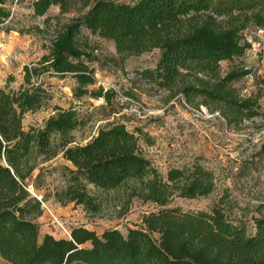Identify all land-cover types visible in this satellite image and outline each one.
<instances>
[{
  "label": "trees",
  "instance_id": "obj_1",
  "mask_svg": "<svg viewBox=\"0 0 264 264\" xmlns=\"http://www.w3.org/2000/svg\"><path fill=\"white\" fill-rule=\"evenodd\" d=\"M12 1L0 0V27L6 33L12 31L8 26ZM30 4L33 17L45 18L46 27L53 6L61 14L76 4L85 11L61 27L54 26L39 68L25 67L18 89L10 87L13 76L0 88L1 258L8 264H264V218L254 220L255 232L250 234L245 223L229 218L233 206L227 195L210 211L169 207L175 198L213 194L215 175L195 163L169 169L162 176L143 153L140 142L151 140L142 130L131 132L122 123H111L78 144L73 132L85 122L75 109L60 106L54 107L43 127H23L25 114L39 112L51 99L43 84L36 83L45 74L72 78L76 99L111 101V92L94 88L97 79L91 64L98 48L89 35L113 43L115 56L108 62L113 66L158 50L156 67L135 75L170 98L181 97L187 105L200 104L219 113L228 128L264 115L256 99L242 98L235 88L250 71L221 69L222 62L241 58L250 48L245 30H264V0H31ZM60 155L69 164V179L54 194L57 203H74L87 213H97L100 206L89 187L109 192L133 183L135 195L160 210L144 215L140 227L129 228L126 235L117 229L99 235L78 226L70 229V238L40 236L36 221L43 213L41 202L27 190L26 181L40 161Z\"/></svg>",
  "mask_w": 264,
  "mask_h": 264
},
{
  "label": "rangeland",
  "instance_id": "obj_2",
  "mask_svg": "<svg viewBox=\"0 0 264 264\" xmlns=\"http://www.w3.org/2000/svg\"><path fill=\"white\" fill-rule=\"evenodd\" d=\"M116 1L132 3L136 0ZM8 8L12 14L8 26L12 31L6 33L0 27V32L5 33L8 42H13L14 37L28 42L24 59L17 64L20 66V63H24L19 75L16 71L10 75L14 78L10 87L18 89L23 82L24 68H39L37 65L47 53L46 47L54 26L69 23L85 10L76 4L61 14L59 7L53 6L48 13L52 21L46 27L45 18L33 17L30 1L15 4L13 0ZM89 37L98 48L94 53L95 61L91 64L97 79L94 88L102 87L104 91L111 92V101L88 96L76 99L72 93L75 86L72 78L45 74L41 80L51 99L39 112L25 114L24 129L43 127L54 107L60 106L75 109L85 122L84 126L73 132L78 144H85L99 128L111 123H122L131 132L142 130L151 140L150 144L140 142L143 153L162 176L169 169L188 168L195 163L215 175L216 190L213 194L197 199L175 198L169 207L193 212L210 211L222 195H227L233 206L228 212L229 218L242 221L248 232L253 234L254 220L264 218V155L261 153L264 115L228 128L219 113H211L200 104L199 108L196 104L187 105L181 97L170 98L167 92L156 89L135 75L156 67L160 56L158 50L130 57L122 64L113 66L108 63L115 56L113 43L97 36ZM243 37L250 48L243 57L222 62L221 69L224 73L234 67L250 71L248 76L235 83V88L242 98L256 99L259 112L264 114V30L249 27L243 32ZM16 67L13 66L14 69ZM39 164L26 185L32 186L33 193L41 201L43 199L48 209L41 203L43 213L36 221L40 226V236L49 232L55 238H66L52 217L59 219L68 230L85 225L94 228L99 235L106 229H117L126 235L129 228L140 227L144 215L160 210L152 203L142 202L135 195L133 183L109 192L89 187L100 206L97 213H87L82 206L74 203L61 205L56 202L54 194L68 182V164L61 155L47 162L40 161ZM0 264L8 263L0 256Z\"/></svg>",
  "mask_w": 264,
  "mask_h": 264
},
{
  "label": "crops",
  "instance_id": "obj_3",
  "mask_svg": "<svg viewBox=\"0 0 264 264\" xmlns=\"http://www.w3.org/2000/svg\"><path fill=\"white\" fill-rule=\"evenodd\" d=\"M4 35L5 33L0 32V88H3L6 85L7 77H9L10 75H14L15 74L14 71H16V74L19 75L21 71V66L24 65V63L23 62L20 63L21 64L20 66L17 64L19 63V61L24 59L25 52L28 50V42H24V40L15 37L13 38L14 43L8 42L4 37ZM7 37H9V35ZM13 66H18V67L14 69ZM51 114H53V112ZM80 226L86 227L85 225H80ZM87 229L95 231L94 228H87ZM44 234H51V233L44 232L42 235Z\"/></svg>",
  "mask_w": 264,
  "mask_h": 264
},
{
  "label": "built area",
  "instance_id": "obj_4",
  "mask_svg": "<svg viewBox=\"0 0 264 264\" xmlns=\"http://www.w3.org/2000/svg\"><path fill=\"white\" fill-rule=\"evenodd\" d=\"M19 1H30V2H31V0H14V3L17 4ZM36 83H37V84L42 83L41 78L38 79V80L36 81ZM203 111H204V110H203ZM204 112H205V111H204ZM27 190L30 192L31 195H33L34 197H36V199H38V200L43 204V202L41 201V199H39V198L33 193V191H32V186H31V185L27 186ZM43 207H44L45 209H47V207L45 206V204H43ZM47 210H48V209H47ZM52 218H53V222H54L56 225H58V226L60 227V229L64 232V235L66 236V238H70V229H69V230L66 229V226H65V225H64L59 219H57L56 217H52Z\"/></svg>",
  "mask_w": 264,
  "mask_h": 264
}]
</instances>
